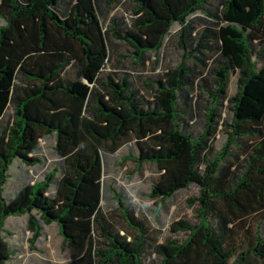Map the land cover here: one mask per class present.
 <instances>
[{
	"label": "trees",
	"instance_id": "16d2710c",
	"mask_svg": "<svg viewBox=\"0 0 264 264\" xmlns=\"http://www.w3.org/2000/svg\"><path fill=\"white\" fill-rule=\"evenodd\" d=\"M125 1L129 20L118 12ZM213 1L0 0V264L14 255L5 221L25 215L32 245L44 226H57L67 264H144L148 232L122 195L110 190L135 235L117 230L102 209L107 158L127 144L138 170L158 171L150 187L157 211L179 191L199 190L188 200L196 222H174L185 239L155 245L152 264H264V235L241 228L264 211V0ZM200 19L209 27L198 30ZM174 26L182 58L196 60L204 74L181 61L144 99L127 71L111 69L115 44L130 49L116 56L143 65L149 54L159 60ZM231 77L237 93L228 99V122L219 106ZM194 85L210 99L198 135L183 127V114H195ZM182 99L189 111L180 109ZM220 128L226 141L212 155ZM50 138L51 166L42 152ZM243 139L251 143L233 165L231 148ZM16 163L24 173L7 197ZM35 167H44L43 176Z\"/></svg>",
	"mask_w": 264,
	"mask_h": 264
},
{
	"label": "rangeland",
	"instance_id": "374dc122",
	"mask_svg": "<svg viewBox=\"0 0 264 264\" xmlns=\"http://www.w3.org/2000/svg\"><path fill=\"white\" fill-rule=\"evenodd\" d=\"M215 6L219 1H213ZM129 3L123 2L118 12L124 13L129 20ZM2 22L0 21V24ZM198 30L209 27V24L203 20L196 22ZM178 30L174 26L171 32V38L165 48L162 50L159 60L149 54L148 60L143 65L134 64L129 57H118L117 54L127 55L130 49L126 45L115 44V54L113 55L112 68L127 71L135 88L140 91L144 99L152 100V89L150 85L157 78H160L167 70L173 69L183 61L189 69L194 72H201L198 77L203 76L202 67L194 59H183L182 51L175 39V33ZM213 56V52H209ZM85 83V81H84ZM86 84V83H85ZM208 88L214 89V80L210 77L207 80ZM237 93L236 79L230 78L229 88L225 98L221 99L219 114L224 121H231L232 111L228 99ZM189 97L192 98L191 108L195 105V114L190 117L183 114L185 124L183 126L188 133L198 135L205 123V109L209 106L210 99L202 92L199 85H194L189 89ZM189 104V103H188ZM180 109L189 111V105L184 104L183 99L180 101ZM225 133L220 128L215 140L212 143V155L218 153L225 143ZM251 140L243 139L238 142V146L231 148L230 162L233 165L241 163L244 157V148L249 145ZM52 138L45 141L42 152L46 158V163L51 166L54 162ZM136 153L131 144H127L119 149L115 154L108 156L105 167L104 182L109 191L105 192V199L102 202V209L105 215L113 223L114 227L122 233L135 235L136 232L130 229L122 218V212L118 208L116 200L113 198L114 193H120L124 199V204L128 209L134 211L135 218L142 227L148 232L147 246L144 253V264H152L157 260L154 254V247L163 243L166 239L184 240L186 235L182 232L175 233L172 231V225L176 221L186 220L191 223L196 222L197 206H189L188 200L198 196L199 190L192 185L187 190L179 191L172 199L168 200L166 205L160 211H157L158 202L150 196V187L159 177L155 166L145 164L139 170L135 163ZM124 159V161H123ZM34 175L43 176L44 167H35L32 169ZM10 180L5 187V195L11 197L15 190V184L19 177L24 173V168L18 163L14 164L10 171ZM249 226L252 232L257 228L264 235V211L251 218L246 219L241 224V228ZM248 234L241 232L242 240ZM3 236L13 250L14 255L7 264H67L70 260V252L59 235L58 228L52 224L44 226L42 236L32 245V233L28 226V217H9L4 224Z\"/></svg>",
	"mask_w": 264,
	"mask_h": 264
}]
</instances>
